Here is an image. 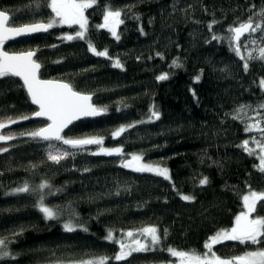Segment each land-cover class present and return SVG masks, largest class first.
Returning a JSON list of instances; mask_svg holds the SVG:
<instances>
[{
  "label": "trees",
  "instance_id": "obj_1",
  "mask_svg": "<svg viewBox=\"0 0 264 264\" xmlns=\"http://www.w3.org/2000/svg\"><path fill=\"white\" fill-rule=\"evenodd\" d=\"M48 2L39 0L37 8V0H0V11L10 16L12 27L48 22L54 18ZM109 5L122 13L119 40L97 27ZM262 10L264 0H97L85 10L84 39H64L78 28L63 26L6 44L9 52L34 51L42 79L90 94L105 115L81 121L64 135L102 138L103 144L71 148L70 159L59 164L47 159L43 142L26 134L0 155V239L15 256L0 264L112 257L119 246L105 239L109 230L122 239L150 226L162 237L156 250L109 264H173L168 248L203 254L211 236L233 227L244 212L243 197L250 190L264 192L258 153L250 155L242 146L247 140L259 150L256 141L264 143L257 130L264 128V60L248 59L249 52L259 55L264 42L259 32L251 37L256 44L243 38L242 60L230 46L228 29L249 17L260 23ZM89 41L108 55H95ZM117 59L122 67L113 66ZM162 74L167 79L158 80ZM34 112L21 82L0 78V114L18 119L12 127L20 132L38 127L30 120ZM249 125L256 127L248 130ZM121 127L126 131L114 137ZM100 147L121 148L125 156L94 155ZM133 154L167 168L170 179L122 167V159ZM5 163L14 168L6 170ZM204 177L208 183L201 185ZM44 182L51 188L31 191ZM24 184L30 192L14 194ZM41 195L57 219L39 210ZM262 204L257 202L253 217H264ZM69 221L88 230L66 232ZM260 247L225 242L213 251L229 258Z\"/></svg>",
  "mask_w": 264,
  "mask_h": 264
},
{
  "label": "snow or ice",
  "instance_id": "obj_2",
  "mask_svg": "<svg viewBox=\"0 0 264 264\" xmlns=\"http://www.w3.org/2000/svg\"><path fill=\"white\" fill-rule=\"evenodd\" d=\"M97 4V0H49L47 6L51 8L55 14L54 18H51L48 22H37L33 24L23 25L19 27L9 26V16L5 11H0V78L6 76L20 77L24 85L27 88V92L31 97L32 103L39 106V111L34 115L37 117H45L51 123L43 128H39L35 131L26 133V135L32 138H39L44 141H60L64 145H68L73 149L83 148L86 145L96 144L102 145V138L86 137V138H67L61 133L68 127L74 120L79 119L81 116H96L100 115L105 109L95 107L91 103V95L81 93L74 90L71 84L65 82H58L53 80H42L39 77V70L41 68L40 63L33 59L35 52L29 51L21 54H9L3 50V45L6 40L15 36H20L33 32L48 31L50 28L57 25H73L79 26V31L73 35H66L63 37L66 40H73L74 38L84 39L87 32L88 19L85 16V10L92 8ZM39 7V0L36 4ZM121 10H113L111 6H106L103 13L104 23L97 27L107 28L108 31L119 40L120 37L117 34V28L124 21L121 19ZM259 15L262 17L260 23H255L253 17L245 22L239 23L238 26L230 27L228 32L231 34L229 41L233 51L240 56L242 60L245 59L241 55V47H247V43H242V37L248 42L256 44L257 41L252 39L253 33H261V42H264V10ZM211 27V25L209 26ZM217 39V37H213ZM90 51L97 56H107V50L97 51L96 48L88 42ZM259 55L253 57L249 52L248 59L264 60V47L258 49ZM159 55V54H158ZM176 64V61H173ZM114 67H122V64L117 59L115 60ZM179 66V65H177ZM244 68L247 70L248 63H244ZM158 80L167 79V74H162L157 77ZM198 79V78H197ZM264 85V80L261 81ZM264 108V105H261ZM243 109H241L242 111ZM151 116L155 119H160V114L157 111H153ZM29 116H22L19 119L27 120ZM18 119L11 117L7 120L0 121V129H4L10 124H15ZM129 125L128 127H133ZM256 127L255 125H249L248 130ZM261 132L262 138H264V128H258ZM126 131L125 127L119 128L113 133L114 137H119ZM24 135V133H22ZM12 134H0V142L9 141L14 139ZM260 148V168L261 172H264V143L256 141ZM249 154H254V150L248 147V141H244L242 145ZM2 152H7L8 148L0 149ZM96 154H104L108 156L123 155L121 148L105 149L101 148ZM70 155L68 151L49 152L48 160L59 164L61 160L67 158ZM74 155V153H73ZM143 157L141 155L133 154L130 160L123 161L121 166L130 168L136 172H153L156 175L163 176L165 179H170L167 168H161L159 166H152L150 164L142 163ZM201 185L208 183L207 177H204L200 181ZM51 185L47 182L41 183L36 189L31 191H42L44 189H50ZM16 193H29L30 188L28 184L15 189ZM181 199L184 201H194L193 196L183 195ZM244 205L247 211L241 212L239 216L235 218V224L230 229H222L215 235L211 236L206 241L204 247L206 251L203 254L192 251L191 253L185 251H178L176 249L168 248V253L173 257H178L181 264H264V247L257 248L255 251L245 252L244 255L222 258L213 251V248L217 244H221L226 240L238 241L241 244L248 245H264V217H253V213L256 212V205L258 201H264V192H257L250 190L248 195L243 197ZM39 210L44 214L46 219H57L58 212L54 209L45 206L43 195L39 198L38 204ZM264 207V204L261 205ZM64 230L66 232H74L79 227L82 231H87L86 227L82 225H76L71 221L64 223ZM140 234L148 237V240L141 241L135 239L134 232L128 231L123 235L129 238L126 242L123 239H117L114 232L109 230L105 239L109 242L118 244L119 250L112 256H101L89 260L73 261L71 264H109V261L121 262L125 261L133 253L146 252L156 250V246L162 242V237L159 234V230L154 227H145L140 229ZM163 250V249H161ZM15 256L8 250V243L5 239H0V261L8 259H14Z\"/></svg>",
  "mask_w": 264,
  "mask_h": 264
},
{
  "label": "rangeland",
  "instance_id": "obj_3",
  "mask_svg": "<svg viewBox=\"0 0 264 264\" xmlns=\"http://www.w3.org/2000/svg\"><path fill=\"white\" fill-rule=\"evenodd\" d=\"M54 16H55V14H54ZM86 16V15H85ZM103 23H104V21H103ZM102 23V24H103ZM63 26H66V27H69L68 25H57V26H55V27H63ZM55 27H52V28H55ZM73 27H76V28H78V31L80 30L79 29V26L78 25H73V26H71V27H69V28H73ZM119 27V26H118ZM52 28H50L49 30H51ZM101 28V27H100ZM102 29H105V30H108L107 28H102ZM117 30H118V28H117ZM73 36H75V35H73ZM3 78V77H2ZM7 118H9L8 116H5V115H3V114H0V121H4V120H7ZM11 118H13V117H11ZM13 119H16V118H13ZM21 122V121H20ZM12 125L13 124H10V125H8L7 127H5L4 129H0V134H5V135H8V134H12V135H14V137L15 138H17L18 136H20V135H22V133H24V134H26V133H29V132H32V131H35V130H37V129H39V128H43V127H45L46 125H47V123L46 122H38V127L37 126H34L32 129H30L29 127L27 128V130H22L21 132H20V130H18V129H15V128H13L12 127ZM14 138V139H15ZM13 140V139H12ZM12 140H9V141H3V142H0V149H3V148H10L11 146H12V143L10 142V141H12ZM45 145H44V148H45V156L46 157H48V153L51 151V152H53V153H56V152H60V151H68L69 153H70V155L67 157V158H65V159H63V160H61V161H66V160H68V159H70V157H71V155H72V150H71V147H69L68 145H64V144H62L61 142H58V143H44ZM248 147L249 148H251V149H253L254 150V153H258V155H256L257 157H258V160H259V165H260V155H261V152H260V149L259 150H257V149H255V148H252V147H250L249 145H248ZM101 148H105V147H100L99 149H98V151L97 152H99L100 151V149ZM105 149H109V148H105ZM257 150V151H256ZM5 152H2V151H0V155H3ZM104 155V154H103ZM108 156V155H107ZM112 156H116V157H124L125 156V154H123V155H112ZM48 159V158H47ZM127 159H131V157H125L124 159H122L123 161H125V160H127ZM49 161H51V160H49ZM122 161V162H123ZM142 163H145L143 160L141 161ZM146 164H148V163H146ZM150 165H152V166H157V165H154V164H150ZM160 167V166H159ZM5 168H6V170H12L14 167H13V165L12 164H6L5 163ZM161 168H163V167H161ZM151 173H153V172H151ZM155 174V173H154ZM169 175V174H168ZM14 194H17L16 192H14ZM244 207H245V205H244ZM244 211H247V209L245 208L244 209ZM134 234H135V236H134V238L135 239H140L141 241H145V240H148V237H146V236H144V235H141L140 234V231H137V232H134ZM123 240H125L126 242H128L129 241V238H127L126 236H123V238H122ZM225 242H232V243H236V242H238V241H230V240H226V241H224L223 243H225ZM241 256V255H240ZM175 258V263H173V264H181V262H180V259L178 258V257H174Z\"/></svg>",
  "mask_w": 264,
  "mask_h": 264
},
{
  "label": "water",
  "instance_id": "obj_4",
  "mask_svg": "<svg viewBox=\"0 0 264 264\" xmlns=\"http://www.w3.org/2000/svg\"><path fill=\"white\" fill-rule=\"evenodd\" d=\"M9 16V15H8ZM9 26H10V16H9ZM48 31H41V32H33V33H28V34H24V35H20V36H15V37H13V38H11V39H8V40H6L5 41V43H4V45H3V50L4 51H6L5 50V45L6 44H8L9 42H13V41H17V40H20V39H24V38H31V37H34V36H36V35H39V34H43V33H47ZM244 37H242L241 39H243ZM6 52H8L9 54H21V53H26V52H9V51H6ZM29 52V51H28ZM32 52H34V51H32ZM33 59L34 60H36V53H35V56L33 57ZM37 61V60H36ZM38 62V61H37ZM39 63V62H38ZM40 73H41V68H40V70H39V77H40ZM11 77H13V78H16V79H18L20 82H21V84H22V86L24 87V90H25V92H26V94H27V96H28V98H29V100H30V103L32 104V106L35 108V112H37V111H39V106L38 105H36V104H34V103H32V100H31V97H30V95L28 94V92H27V88H26V86L24 85V82H23V80L20 78V77H15V76H11ZM40 79H42L41 77H40ZM42 80H46V79H42ZM53 81H56V80H53ZM58 82H62V81H58ZM92 97V99H91V103L95 106V107H97L94 103H93V96H91ZM34 112V113H35ZM34 113H33V115L31 116V121H36V122H46L47 123V125L46 126H48L50 123H51V121H49V120H47L45 117H37V116H35L34 115ZM105 115V113H104V111L100 114V115H96V116H81L79 119H77V120H74L71 124H69L68 125V127H66L64 130H63V132L61 133V135H65V133L70 129V127L71 126H73V125H75V124H77V123H79V122H81V121H84V120H92V119H98V118H100V117H102V116H104ZM45 126V127H46ZM38 140H40L41 142H43V143H58V142H60V141H44V140H41V139H39V138H37ZM127 160H130V159H127ZM127 160H125V161H127Z\"/></svg>",
  "mask_w": 264,
  "mask_h": 264
}]
</instances>
